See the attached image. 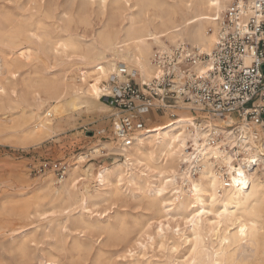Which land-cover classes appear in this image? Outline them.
<instances>
[{
	"label": "rangeland",
	"instance_id": "374dc122",
	"mask_svg": "<svg viewBox=\"0 0 264 264\" xmlns=\"http://www.w3.org/2000/svg\"><path fill=\"white\" fill-rule=\"evenodd\" d=\"M26 2L0 0V12L18 14L30 8ZM43 2L47 8L53 6L59 25L70 23L68 33L77 42L88 43L99 28L101 17L93 0H89L93 13L86 23L78 21L79 0ZM71 5L73 14L66 11ZM49 28L33 31L42 36L41 43L46 44L45 34L65 36V32ZM8 52L0 44V56ZM70 56L59 51L57 58L65 64L52 70H45L36 56L13 76L0 69V264H188L191 225L185 221L188 212L167 207L166 199L175 192L173 186L156 197L150 190L159 185L160 177L141 165L118 168L125 173L118 193L112 187L114 179L104 186L93 179L102 167L122 162L103 156L109 147L101 144L111 141L93 136L96 130L109 126L108 108L86 109L82 96L74 92L63 96L60 103L47 100L40 78L64 77L60 69L67 67L64 60ZM106 78L98 80L97 93ZM83 79L94 91L95 80ZM40 120L45 127L34 130ZM166 121L158 118L156 124ZM156 124H149L150 129ZM95 147L99 154L90 151ZM77 155L84 157L82 162L75 160ZM42 160L66 162L71 178L76 177L73 188L65 190L68 173L60 182L51 173L31 175L30 167ZM84 174L89 176L87 180H82ZM83 182H87L91 197L83 205H73L68 192L76 191L80 197ZM74 239L78 249L73 247ZM205 241L208 243L207 238Z\"/></svg>",
	"mask_w": 264,
	"mask_h": 264
},
{
	"label": "bare ground",
	"instance_id": "6f19581e",
	"mask_svg": "<svg viewBox=\"0 0 264 264\" xmlns=\"http://www.w3.org/2000/svg\"><path fill=\"white\" fill-rule=\"evenodd\" d=\"M93 1L98 5L96 13L101 20L99 28L85 44L77 42L68 33L70 23L63 27L59 25L60 21L53 15V6L47 8L43 0H27L30 8L15 15L0 12V44L9 51L0 56V69L13 76L36 56L43 62L45 70H52L65 64L61 58H57L59 51L69 52L70 60H64L67 67L60 69L64 77L58 79L52 75L40 78L47 100L60 103L63 96L74 92L82 96L80 101L86 109L106 110L103 103H97L100 101L96 85L99 79L105 78L119 63L137 71L142 80L148 79L152 75L150 57L153 49L178 41L209 53L216 40V20L229 2ZM92 5L89 0H79L76 11L78 21H88L90 13H93ZM73 10V5L66 9L68 13ZM49 27L57 33L65 32V36L57 34L50 37L45 34L43 40L46 44L41 43L42 36L34 35L33 31L50 30ZM47 51L55 55L48 56ZM75 67L84 68L85 71ZM83 77L95 80L94 91L91 90L93 85L85 84ZM15 104L19 106L18 102ZM175 114L177 116L173 119L160 117L167 121L148 129L129 148H121L114 142L101 144L102 147H109V153L103 156H113L111 161L122 159V162L102 167L93 179L98 186H104L105 182L114 179L116 183L112 187L118 193L119 183L125 177L120 168L141 165L151 169L159 175L160 183L150 191L156 197H162L169 186H173L175 192L166 199L167 207L188 212L185 221L191 225L192 231L188 264H264V173L254 171L244 176L238 172L232 176L230 187L225 189L205 160L197 177L188 176L186 165L190 156L186 150L191 148L193 152L203 154L199 149L203 146L199 142L200 135L192 128L194 116L182 110ZM43 127L45 125L40 120L33 129ZM90 151L96 154L100 152L97 147ZM83 159L81 155L75 157L78 162ZM83 176L85 178L82 180L89 178L87 174ZM75 178L68 173L65 190L73 188ZM82 189L80 197L76 191L68 192L73 205H83L91 197L87 182L82 183ZM240 228L245 231L241 233ZM73 247H80L75 239Z\"/></svg>",
	"mask_w": 264,
	"mask_h": 264
},
{
	"label": "built area",
	"instance_id": "2783aa9c",
	"mask_svg": "<svg viewBox=\"0 0 264 264\" xmlns=\"http://www.w3.org/2000/svg\"><path fill=\"white\" fill-rule=\"evenodd\" d=\"M216 21L209 53L181 41L155 47L145 80L117 64L99 86L109 126L93 136L129 148L149 124L182 110L194 116L203 146V154L186 150L188 176L197 177L205 160L225 189L238 172L264 173V0H229ZM68 172L57 160L30 167L31 175L51 173L56 182Z\"/></svg>",
	"mask_w": 264,
	"mask_h": 264
},
{
	"label": "snow or ice",
	"instance_id": "6c2138e0",
	"mask_svg": "<svg viewBox=\"0 0 264 264\" xmlns=\"http://www.w3.org/2000/svg\"><path fill=\"white\" fill-rule=\"evenodd\" d=\"M237 183H239V181H237ZM245 231L244 228H240V232L243 233Z\"/></svg>",
	"mask_w": 264,
	"mask_h": 264
}]
</instances>
